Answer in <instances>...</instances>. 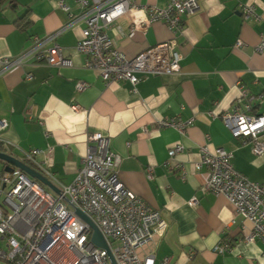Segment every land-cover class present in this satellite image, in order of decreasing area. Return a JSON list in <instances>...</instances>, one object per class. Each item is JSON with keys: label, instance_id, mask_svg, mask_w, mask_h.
Returning <instances> with one entry per match:
<instances>
[{"label": "crops", "instance_id": "obj_1", "mask_svg": "<svg viewBox=\"0 0 264 264\" xmlns=\"http://www.w3.org/2000/svg\"><path fill=\"white\" fill-rule=\"evenodd\" d=\"M133 1L164 8L168 0ZM239 3L252 5L256 17L244 20ZM81 12L73 0H10L0 11V58H16L35 38L61 30L55 42L70 63L56 68L30 59L0 76V118L8 122L0 136L23 151L51 150L44 155L49 168L68 184L82 165L87 135L100 133L118 157V180L167 222L162 237L139 254L153 251L156 263L169 258L172 264H264V244L243 241L251 223L236 216L223 196L202 191L208 172L195 166L202 146L222 148L232 154L237 172L264 185V154L255 155L220 118L240 98L242 113L264 115V49L257 50L264 43V0H198L197 10L183 17L177 37L180 71L147 76L135 92L127 82L106 84L85 67V57L76 50L83 24L67 27ZM129 29L127 15L106 29L127 59L172 37L162 22L144 33L131 35ZM238 40L242 46L236 48ZM78 83L88 86L78 91ZM161 118L192 123L180 135L172 128L157 129ZM176 147L181 152L169 158ZM148 168L153 170L149 180ZM192 198L195 205L189 204ZM224 244L226 251L217 252Z\"/></svg>", "mask_w": 264, "mask_h": 264}, {"label": "built area", "instance_id": "obj_2", "mask_svg": "<svg viewBox=\"0 0 264 264\" xmlns=\"http://www.w3.org/2000/svg\"><path fill=\"white\" fill-rule=\"evenodd\" d=\"M73 1L82 12L70 19L67 27L77 22L83 24L76 50L85 57V67L94 70L104 83L127 82L131 92H135L138 83L147 76H169L180 71L177 37L184 29L183 17L197 10L198 0H168L164 8L137 5L133 0ZM59 7L68 11L63 2ZM239 11L244 20L256 17L252 5L239 3ZM124 15L130 18L131 35L137 31L144 33L151 24L162 22L172 37L127 59L106 34V29ZM60 33L61 30L43 39L35 38L32 47L16 58H0V76L30 59L49 67L70 65L55 42ZM241 46L238 40L235 47ZM262 49L263 42L257 47L258 51ZM87 86L78 83L77 90L83 91ZM242 101L238 99L220 118L233 137L242 138L243 145L250 144L252 152L261 156L264 115L242 113ZM244 108L248 111V106ZM191 123V120L161 118L155 126L172 128L183 135ZM7 128V120L0 118V133ZM0 145L4 150L0 152L31 165L58 191L48 189L19 168L12 167V172H6L8 164L0 162V243L5 247L0 250V261L3 264H111L107 252L92 243V229L77 211L96 226L116 264H172L169 258L156 263L153 251L139 254L154 239L162 237L167 222L160 211L151 209L118 180L115 171L118 157L110 151L108 138L96 132L87 135L82 165L68 184L50 170L44 155L51 150L23 151L1 136ZM181 150L182 147L170 150L169 158ZM200 154L196 169L205 167L208 172L202 191L223 196L236 216L251 223V232L244 242L264 244V185L251 182L237 172L231 163L232 154L222 148L210 151L202 146ZM152 172V168L146 170L148 180ZM189 204L195 205L196 199L192 198ZM216 251L225 252V244Z\"/></svg>", "mask_w": 264, "mask_h": 264}, {"label": "water", "instance_id": "obj_3", "mask_svg": "<svg viewBox=\"0 0 264 264\" xmlns=\"http://www.w3.org/2000/svg\"><path fill=\"white\" fill-rule=\"evenodd\" d=\"M0 162L8 164V166L5 167V169H4L6 172H9V173L12 172V167L19 168L24 173H26L30 178L36 180L37 182H39L43 186L47 187L48 189H50L56 193L58 192L57 189L46 178H44L41 174H39L37 171H35L31 167L27 166L26 164L16 160L12 156L0 152ZM76 214L91 227L92 232H93L92 238H91L92 243H94L97 247L105 250L107 252V255H108V258H109L111 264H116L106 241L101 236V234L98 231V229L96 228V226L85 215H83L80 211H77Z\"/></svg>", "mask_w": 264, "mask_h": 264}, {"label": "trees", "instance_id": "obj_4", "mask_svg": "<svg viewBox=\"0 0 264 264\" xmlns=\"http://www.w3.org/2000/svg\"><path fill=\"white\" fill-rule=\"evenodd\" d=\"M10 2V0H0V11ZM28 12H26L22 17H20L15 23L20 24L27 17ZM0 151H4L2 146L0 145Z\"/></svg>", "mask_w": 264, "mask_h": 264}, {"label": "rangeland", "instance_id": "obj_5", "mask_svg": "<svg viewBox=\"0 0 264 264\" xmlns=\"http://www.w3.org/2000/svg\"><path fill=\"white\" fill-rule=\"evenodd\" d=\"M1 164V163H0ZM1 166V165H0ZM5 249V247H4V245H2L1 243H0V250H4ZM0 264H3L2 263V261H0Z\"/></svg>", "mask_w": 264, "mask_h": 264}]
</instances>
